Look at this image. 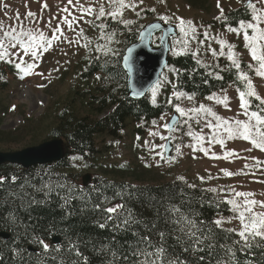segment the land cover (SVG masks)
<instances>
[{
	"label": "rangeland",
	"instance_id": "obj_1",
	"mask_svg": "<svg viewBox=\"0 0 264 264\" xmlns=\"http://www.w3.org/2000/svg\"><path fill=\"white\" fill-rule=\"evenodd\" d=\"M44 2L48 4L49 8L42 12L41 7ZM66 2L67 0H0V22H3L6 26L17 25L15 14L18 11L27 28L43 31L45 35L50 37L51 31L44 21L50 15L56 14L60 8L65 6ZM101 2H104V0H101ZM253 2L255 3L256 0H253ZM73 3H75V0H73ZM81 3H85V0H81ZM245 4L246 0H220V7L224 9V15L244 7ZM4 5H8V7L5 8ZM25 5H27V8ZM85 6L88 5L85 4ZM98 6L93 0L92 7L98 8ZM68 7L72 8L71 5ZM152 7L156 9L155 13L146 10L137 17L132 11L126 10L123 18L133 20L135 23L131 26L135 30L141 31L149 23L160 21L158 20L159 15L170 17L171 20L168 23L161 22L173 25L178 29V36L175 39L186 40L192 51L198 50L199 52L195 59H199L202 65L215 70L224 69L225 66L232 64L228 58L229 49L227 45L222 49L219 40L224 39L228 44L235 45L234 51L238 54L241 69L251 77L258 94L264 97V78L255 74L254 68L258 65L252 59L248 48L245 47L246 42L243 38V32L239 35L229 32L228 27H220L221 19L215 18L220 15L217 0H166L165 3H160L159 0H144V4L141 5V8L145 9ZM257 7H261V5L257 4ZM105 8L108 10L106 3ZM28 10L37 13V16L42 17V19L37 20L35 23L24 19ZM73 14L79 16V13L74 9ZM177 17L193 22L196 27L195 39H192L191 32L187 37H184L179 30ZM85 19H93V17L86 16ZM107 22L110 27L106 31L115 30L117 33L115 41H119V43L112 42L110 46L119 54L125 53L123 33L118 29L124 25L118 24L110 18ZM55 23L53 21V27ZM97 23H100V21H97ZM260 26L264 27V24ZM62 27L70 40L75 38L74 32L68 31L65 25H62ZM79 27L84 29L85 35L91 41L92 51L84 47L69 45L66 42L54 44L48 52H42L41 50V58L35 61L38 67L33 70L31 75H24L12 64L0 62V74L3 75V79H0V130L6 134H11V137L2 138L17 140L14 144L8 142L0 144V152L21 151L53 140L52 132L59 125V115L70 109L72 101V105H76L78 111L80 110L81 113L86 114L88 113L89 104L82 102L80 104L79 99L90 102L96 91L103 90L107 84H110L107 76L102 73L87 77L92 61L100 55L94 50V46L97 43H104V41L100 40L101 33L98 29L90 27L83 21H80ZM205 32L209 33L207 38L204 36ZM249 34L252 35L251 30H249ZM159 37L160 35L155 37L153 41L155 47H159ZM84 42L82 39L81 44ZM176 47L179 48L180 46L177 45ZM210 49H214L217 55L214 56ZM222 50L223 55H220ZM21 55L23 54L21 53ZM117 56H100V62L106 64ZM176 56L178 55L173 54L172 44L170 57ZM23 59L26 62H33L30 56H23ZM17 62H19L18 59ZM249 64L253 65L252 70L247 68ZM55 69H59V71H55ZM172 69V66H167L160 81L156 84L155 104H162L167 107L163 119L161 117L155 119V125L152 123L154 120L140 124L129 120L127 128L118 139L105 135L97 136L98 152L95 155L77 160L72 158L78 156H71L66 160L67 167L59 169L60 173L70 176L74 181H79L83 176L91 174L92 180L127 183L134 186L181 182L203 189L216 188L218 191L214 194L222 200L231 198L234 195L228 192V188L231 186L236 191L253 192L256 194L255 199L264 200V183H260V181H264V163H261L259 167H245V165H256L258 161L264 162V152L254 148L250 142L243 139L227 140L224 146L219 143L209 144L208 141L212 140L213 130L204 127V123L205 120L214 121V118L211 115L205 116L204 113H201L198 117L200 122L197 123L195 118L188 119V117L180 116L172 106L178 103L182 108L192 109L199 107V105H205L221 117L230 120L233 118L246 120L247 117L240 114L242 111L239 107L238 90L240 89L230 85L225 89L226 91L222 90L215 93L218 97L223 95L229 97L228 108L217 104L215 100H208L207 98L189 100L182 97L180 100H176L173 96L174 91H176V73ZM35 73H42V75ZM98 75L101 77L100 80L96 79ZM39 85L44 86L39 87ZM147 97L152 101L151 91ZM169 99L172 100V104L168 103ZM174 115H177L180 121L176 125V129L172 131L165 129L163 125L170 123ZM190 115L195 116V114ZM185 120H188L187 124L184 123ZM137 125L141 126V133L135 132ZM189 131L205 137L203 146L209 148L208 155H205L203 151H194V148H199L200 144L187 134ZM217 131L222 132V130ZM153 132H158L169 139L162 140L160 135H152ZM226 135V133L223 134V136ZM218 138L222 137L218 136ZM162 144L167 146L166 151L159 147L155 148L154 151L150 150L153 145ZM176 145L181 146V154L175 152ZM188 145L193 147H188ZM250 148L251 151H246ZM228 150H235L239 156H232L228 159L213 158V153L217 156H223ZM157 152H163L165 157L171 156L175 159L167 162L157 156ZM121 165H124V167H121ZM146 165H151V167ZM222 169L232 172L243 170L248 175L227 177L221 171ZM209 176L213 178L209 179ZM178 177H184L185 179L182 181ZM199 177H204V181L202 182ZM69 185L74 187L73 183H69ZM221 188L224 191H220ZM256 210L260 211L261 209L257 208ZM231 215L232 213L224 215V217ZM223 227L238 229L240 225L238 220H233L231 223H225Z\"/></svg>",
	"mask_w": 264,
	"mask_h": 264
},
{
	"label": "snow or ice",
	"instance_id": "obj_2",
	"mask_svg": "<svg viewBox=\"0 0 264 264\" xmlns=\"http://www.w3.org/2000/svg\"><path fill=\"white\" fill-rule=\"evenodd\" d=\"M93 0H85V3H81V0H67L64 7L60 8L56 14L49 16L47 20L44 21L47 28L51 31V36L45 35L43 31H38L34 28H27L22 18L20 17L19 12L15 14V19L18 22L17 25H4L3 22H0V62H6L8 64L14 65V67L20 70L24 75L33 74V70L38 67L35 61L41 58L42 52H48L52 49L54 44L66 42L72 46H80L92 51L93 48L90 46L91 41L88 40L87 36L84 33V29L79 27L80 21L88 24L90 27L96 28L100 31V40H103L104 43H97L94 46V50L99 53L96 57L97 61L100 60V56H117L119 53L114 50L110 44L112 42L119 43L115 41L117 35L115 30L106 31L109 29L110 25L107 22L110 18L112 21H115L118 24H122L128 31H131V25L135 22L133 20L124 19V12L130 10L137 17L141 13L151 11L156 12L154 7L152 8H141V5L144 4V0H95L99 5L98 8L92 7ZM160 3H165L166 0H159ZM105 3L108 5V10L105 8ZM87 4L88 6H85ZM257 4L261 7H257ZM71 5L70 9L68 6ZM5 8L8 5H4ZM27 8V5H25ZM217 7L219 8L220 15L215 17L216 19L227 20V17L224 15V9L220 7V0H217ZM49 8L48 4L44 2L41 7V11L47 10ZM246 10H251L250 20L244 21L240 20L238 22V27L228 26L227 30L229 32L236 33L239 35L243 32V38L245 40V47L248 48L250 55L253 60L257 62V65L254 68L255 74L258 77L264 78V27H261V24H264V0H256L254 3L253 0H246L245 4ZM73 9L79 13V16L73 14ZM139 9V11H137ZM93 17V19H85V17ZM24 19H27L33 23L37 20L42 19V17L37 16V13L30 10L26 11ZM178 20V27L184 37L189 35V32L192 33V39L196 38V27L192 21H185L183 18H176ZM158 20L168 23L171 18L166 15H159ZM53 21H55V26L53 27ZM100 21V23H97ZM65 25L68 31L75 33L74 39H69L65 34V30L62 27ZM75 25V27H74ZM157 29L163 31V35L159 37L161 44L165 43L166 37L172 33L173 29L171 27L166 30L161 28L160 23H152L147 26V28L139 33V39L141 42L151 40L153 32ZM251 30L252 35L249 34ZM204 36L207 38L209 36L208 32L204 33ZM63 38V39H61ZM85 42L81 44V40ZM202 43V42H201ZM219 43L221 47L227 45L229 49V60L232 62V67L238 70L237 79L243 85V90H238L239 100H240V109L241 115L247 117L246 120L240 119H228L221 117L216 114L211 108L206 107L205 105H199V107H194L192 109L182 108L178 103L173 104L175 111L180 114V116L188 117V119H196V122L199 123L198 119L201 113H204L205 116L211 115L214 118V121L205 120L204 127L210 128L212 132V140L208 141L209 144L219 143L221 146L226 144L227 140L233 139H243L251 143V145L264 152V97H261L256 91V87L253 84L251 77L241 69V63L238 58V54L234 51L235 45L228 44L224 39H220ZM173 54L181 55L192 54L193 58H196L199 54L198 50L192 51L188 47V42L184 39L176 40L173 39ZM180 47L177 48L176 46ZM42 50V52H41ZM212 54L217 55L214 49H210ZM128 55L122 57L123 64L125 68H131V56L133 49H127ZM21 53L23 55H21ZM66 54V53H65ZM220 55H223V50L220 52ZM23 56H30L33 62H26L23 59ZM17 59L19 62H17ZM197 63H201L197 59ZM205 67H207L205 65ZM247 68L252 70L253 65H247ZM59 71V69H55ZM173 72L179 76L180 70L173 68ZM37 75H42V73H35ZM23 78V76H21ZM0 79H3V75L0 74ZM97 80H100L101 77L98 75ZM217 79H223L222 76L217 75ZM170 83V81H169ZM44 85H39L43 87ZM156 88L157 85H153L150 89L152 96V103H156ZM226 91V90H225ZM133 96L143 95V90L133 91ZM173 96L176 100H180L182 97H186L189 100L195 98L194 94L189 95L184 92L174 91ZM208 100H215L217 104H221L225 108L229 107L230 99L227 95L216 96L215 94L209 95ZM253 100L257 103L253 104ZM169 104H172V100L169 99ZM14 110V106H13ZM195 114V116L190 115ZM164 117L161 116V119ZM180 121L173 117L171 123H165L163 127L168 130H175L176 125ZM154 125L156 121L152 122ZM185 124L188 123V120L184 121ZM217 130H222L218 132ZM226 133V136L223 134ZM152 135H160L162 140L169 139L161 135L158 132L151 133ZM189 136H192L198 144L199 148H194V151H203L205 155L209 154V148L203 146L205 137L203 135L194 134L192 131L187 133ZM222 137V138H218ZM162 148L165 151L167 150L166 145H153L150 150L154 151L155 148ZM188 147H193L188 145ZM252 149H246V151H251ZM175 152L181 154V146H175ZM157 156H160L161 159L171 162L175 157H165L163 152H157ZM215 159H228L232 156H239L235 150L226 151L223 156H217L215 153L212 154ZM73 160L82 159V157H73ZM155 159V157H153ZM247 159V158H245ZM255 159V158H253ZM261 163L258 161L256 165H245V167H259ZM151 167V165H146ZM124 167V165H121ZM224 175L227 177H232L234 175H248V173L240 170L238 172H232L227 169H222ZM254 175V173H253ZM209 179L213 177L209 176ZM16 175H11V177L0 176V188H3V185L6 181L15 183L17 181ZM180 180H184V177H178ZM203 182L204 177H199ZM186 182V181H185ZM30 187H35L30 182H27ZM264 183V181H260ZM60 188H66L67 185L64 183H59L56 185ZM21 188L24 185L20 186ZM189 188H195V185L189 184ZM44 188L48 189V192L45 195H49L54 189L49 184L43 185L37 191H43ZM114 193L112 197L104 195L102 200L99 203L91 204V208L94 212H99L101 220L95 221L96 225L103 229L108 226L109 222H113V229L115 231H131L132 225H141L143 224L144 228L147 231L155 230V234L159 237V242H154L149 235H141L140 232L132 231L133 237H135V242L128 246L127 251L119 253L118 246L117 250H112L109 246H103L102 250L107 249L108 254L111 256V259L107 261V264H212V261L215 259V264H256V261L248 258V255L252 249H264V200L255 199V193L253 192H240L236 191L234 187H229L228 192L234 194L231 198H225L222 201H218L217 207L220 203L228 205V211L232 213L231 216L224 217L222 215H217V218L212 221H205L200 218V213L188 211L185 212L180 206L175 204H169L165 209V222L172 226L171 231L159 230L157 229L155 221L145 223L140 219H137L133 211L126 206L124 203L125 196L132 198L133 193L128 191L129 188H135L134 185H121L113 186ZM68 191L71 192L72 189L68 188ZM203 191L216 193L218 189L208 188ZM220 191H224L223 188ZM9 196H16L20 199L18 193L9 192ZM118 198L121 202L112 203L113 199ZM240 198H243L242 200ZM64 199L65 205H67L72 199L71 196L62 197ZM32 203H42V201L32 200ZM23 207V205H21ZM261 209L257 211L256 209ZM70 214V213H69ZM160 213L157 210V216ZM11 222H16L18 218L15 215L9 216L7 218ZM233 220H238L240 227L237 228H224L225 223H231ZM222 234L225 238H231L233 235L238 237L232 240V243L221 244L218 242L217 235ZM169 236H172L175 240V245L179 246L181 249L180 253H175V246L168 245L167 239ZM35 243H38L42 246V249L45 254L49 252L50 245L45 242L44 239L36 237L34 240ZM169 248L172 251H169ZM15 251V250H14ZM53 251H60L59 247L53 248ZM69 252L74 253L77 257L76 260H72L70 264H89L88 257L85 256L79 249L78 244L70 242L68 249ZM244 254V258H240L237 254ZM186 254V255H184ZM17 255H20L17 252ZM122 255L123 259L121 261L120 256ZM261 259L264 261V251L261 252ZM3 257L0 256V260ZM51 259L55 261L57 258L52 256ZM42 264V262H39ZM60 264H66L65 261L61 260Z\"/></svg>",
	"mask_w": 264,
	"mask_h": 264
},
{
	"label": "trees",
	"instance_id": "obj_3",
	"mask_svg": "<svg viewBox=\"0 0 264 264\" xmlns=\"http://www.w3.org/2000/svg\"><path fill=\"white\" fill-rule=\"evenodd\" d=\"M250 13L251 10H246L245 6L231 11L225 15L227 20L221 19L220 27L226 28L229 25L238 27L240 20H250ZM130 27L131 31L125 26L118 28L123 33V45L126 49L139 40L141 32L135 30L133 26ZM123 56L124 52L106 64H102L97 59L92 61L87 77L102 73L107 76L110 84H107L103 90L96 91L90 102L79 99L80 104L81 102L89 104L88 113L78 111V107L72 105V101L70 109L59 115V125L53 130L52 137L65 140L66 155L62 161L30 169L10 164L0 166V176L10 178L11 175H16L18 178L15 183L6 181L3 188H0V233L9 235L8 240L0 238V256L3 257L0 264H39V262L60 264L61 260L70 264L72 260L77 259L74 253L68 251L70 242L78 244L80 251L88 257L89 264H107L111 256L107 249L102 250L103 246H109L112 250L122 246L119 248V253L127 251L128 246L135 242L132 231L140 232L141 235L147 234L154 242H159L155 230L147 231L143 224H134L131 231L125 232L115 231L111 221L103 229L95 223L101 220V216L99 212L92 210L91 204L99 203L104 195L112 197L114 185L132 186L131 184L94 179L88 187H84L82 179L74 181L73 178L59 171L67 167L66 160L71 156L95 155L98 152L97 136L105 135L118 139L127 128L129 120H133L136 124L150 122L167 112L165 105L153 104L147 96L141 100L129 97ZM169 65L180 70L179 76L176 74V91L194 94L196 99H205L209 95L227 89L230 85L243 90V85L237 79L238 70L232 67V64L225 66L224 69L215 70L201 63L198 64L192 54H184L170 57ZM217 75L222 76L223 79H217ZM255 103L257 102L253 100V104ZM135 132L141 133L140 125H137ZM0 137V144L5 142L14 144L17 141L13 140L14 138H2L11 137V134L1 130ZM27 182L35 187H30ZM59 183H64L67 187H57ZM69 183H73L74 187ZM45 184L51 185L54 189L47 196L45 195L48 192L47 188L37 191ZM21 185L24 187L21 188ZM68 188L72 191L69 192ZM203 190L198 187L189 188L181 182L135 186L128 189L133 195L132 198L126 195L124 203L133 211L137 219L149 225L155 221L157 229L169 232L172 226L165 222V209L169 204L180 206L185 212H198L201 219L209 222L217 218L218 214L224 216L231 213L228 211L229 206L224 203H220L217 207L218 201H222L221 198L213 192ZM10 191L18 193L23 199L9 196ZM66 196L72 197L67 205L62 199ZM33 199L42 203H32ZM119 202L121 201L118 198L112 200L113 204ZM12 215L18 218L15 223L7 219ZM36 237L44 239L50 245L47 254L44 253L42 246L34 242ZM55 237L60 239L59 245L53 244L52 240ZM236 238L238 237L234 235L225 238L219 232L217 235L221 244L230 245ZM167 244L175 246L174 255L181 252L172 236L168 237ZM55 247H59L60 251H53ZM169 251L171 252L172 249L169 248ZM262 251L264 249L254 248L247 254L248 258L256 261V264H264L260 255ZM17 252L20 255H17ZM237 255L244 258V254ZM52 256L57 259L53 261ZM120 259L122 261V255ZM212 264H215V259Z\"/></svg>",
	"mask_w": 264,
	"mask_h": 264
},
{
	"label": "water",
	"instance_id": "obj_4",
	"mask_svg": "<svg viewBox=\"0 0 264 264\" xmlns=\"http://www.w3.org/2000/svg\"><path fill=\"white\" fill-rule=\"evenodd\" d=\"M152 23H160L161 28L164 30L171 27L173 31L166 37L164 44H161L159 41V47H155L153 41L155 37L164 34L161 29H157L153 32L150 42L147 40L141 42L139 39L135 44L128 47L133 49L130 60L132 66L131 68H125L123 64V68L128 78L129 97L135 100L144 99L150 93L152 86L160 81L164 70L169 66L172 40L178 36V29L173 25L164 24L161 21H154ZM148 25H146L141 32L144 31ZM127 49L124 56L128 55ZM141 90H143V95L138 97L132 95L133 91ZM173 117L179 120L177 115ZM65 155V140L61 138L53 139L39 146L29 147L21 151L0 152V166L10 164L20 166L24 169H30L36 166L60 162L65 158ZM82 182L84 187H88L92 182L91 174L83 176ZM0 238L8 240L9 235L0 233ZM52 242L54 245H59L60 239L55 237Z\"/></svg>",
	"mask_w": 264,
	"mask_h": 264
}]
</instances>
